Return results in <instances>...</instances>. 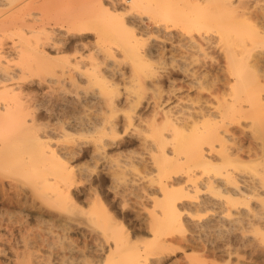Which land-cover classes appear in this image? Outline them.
<instances>
[{"label": "bare ground", "instance_id": "1", "mask_svg": "<svg viewBox=\"0 0 264 264\" xmlns=\"http://www.w3.org/2000/svg\"><path fill=\"white\" fill-rule=\"evenodd\" d=\"M262 41L264 0H0L1 264H264Z\"/></svg>", "mask_w": 264, "mask_h": 264}, {"label": "rangeland", "instance_id": "2", "mask_svg": "<svg viewBox=\"0 0 264 264\" xmlns=\"http://www.w3.org/2000/svg\"><path fill=\"white\" fill-rule=\"evenodd\" d=\"M205 7L206 6H204V8ZM197 27H199V26L196 25V24L195 25L194 24L192 25V30H193V33L194 34L197 32ZM209 27H208V29H209ZM208 31L210 32L212 30L210 29ZM261 48L264 49V41H262V43H261ZM215 50L213 48H209V49H207L208 52L206 51L207 53L206 52H204V53L202 52L203 53L202 54L200 51H198L200 53L194 51V53H193L194 55L191 54V56L193 55L192 56L193 59H194V57H197V58H195V60L201 59V60H197L196 62H198V63H199V61H200V63H203L204 62L203 64L205 65L206 69H208V68L210 69V70L208 69V71L210 73L207 74L209 77L206 78V76H207L206 75L203 78L204 80L202 79L203 80V83H204V86H207V87H211V86L213 87L214 86V83L212 84V82H214V80H215V79L213 80V78H215V73H216V71H215L216 70V64L215 63H216L217 60L220 59L219 58L220 57V52L217 49H215ZM217 58H219V59H217ZM212 65H215V66H212ZM181 84H182V82H180L178 80L177 81V85L180 86ZM185 89H187V88H185ZM197 90L198 89L193 88V87L190 88L189 89L190 95L192 97L193 96L195 97L196 95H198V91ZM204 90H205L204 92L202 91V95L207 96L208 91H206V89H204ZM124 149H133V150H136V149H138V145L137 144H131V145L126 146ZM125 151H127V150H125ZM36 205H38V204L35 203V206L32 207V208H30L35 216H37L39 214L38 212H40V210H41L39 208H36L37 207ZM115 209H118L119 210V208H117V207H115ZM120 213H121V211H120ZM124 213L126 215V220L124 222V227L127 230H129V231H135L139 237H144V238L147 237L148 236L147 231H145V229H143V227L141 225H139V223L143 219V214L144 213L142 214L141 217H139L137 215V209H136V207H134V201L131 200V201H128L127 202V204L125 205L124 209L122 210L121 215H123ZM45 219L49 220V217H45ZM35 222H34V224H35L36 227L41 226V227H39V229L43 227V229H45V231H46V228L48 229V227H49L47 225L50 224V223L47 224V222H43V223H38L37 221H35ZM34 229H37V228H34ZM0 231H5V230L0 229ZM59 233H61L60 234V240L58 239L59 245H61V244H63V245L66 244L65 246H74L75 245V247H78L79 246V247H84V248L86 246L87 247H89V246H100L99 245V240L90 239L89 237H87V235L86 236L82 235L79 232V230H70V231H64L63 230V231H59ZM2 247L3 246H0V248H2ZM15 247H17L18 250H20V251L23 248V246H15ZM87 247L85 249L86 250H89ZM36 250H37V252H39L41 254H45V256H46V246H36ZM29 251H30V249H28V251L26 250V252H29ZM183 252H184V249L183 248L178 249L174 254L171 255L172 259H175L176 257L177 258L179 257V259H180V257L183 254ZM186 253H193V252L188 249V252H186ZM194 255H196V253ZM220 257H221L220 255L218 257V254H217V256H215V258H217L218 260L220 259ZM1 259L4 260L3 258H1ZM2 260H0V264L2 263L1 262ZM243 260L244 259H242L241 263H243ZM194 261H196V259ZM245 261L247 262V260H245ZM213 263L215 264L217 262L216 261H213V260L208 261V264H213ZM37 264H46V260H44L43 262L37 263Z\"/></svg>", "mask_w": 264, "mask_h": 264}]
</instances>
